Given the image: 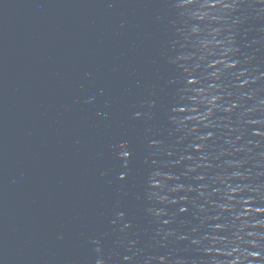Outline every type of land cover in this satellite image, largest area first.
<instances>
[{"label":"water","instance_id":"water-1","mask_svg":"<svg viewBox=\"0 0 264 264\" xmlns=\"http://www.w3.org/2000/svg\"><path fill=\"white\" fill-rule=\"evenodd\" d=\"M0 264H264V0H0Z\"/></svg>","mask_w":264,"mask_h":264}]
</instances>
